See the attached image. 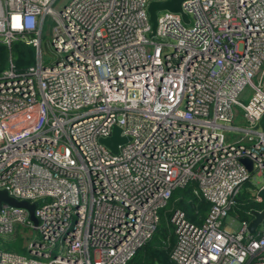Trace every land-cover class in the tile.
I'll list each match as a JSON object with an SVG mask.
<instances>
[{
	"label": "built area",
	"instance_id": "built-area-1",
	"mask_svg": "<svg viewBox=\"0 0 264 264\" xmlns=\"http://www.w3.org/2000/svg\"><path fill=\"white\" fill-rule=\"evenodd\" d=\"M159 1L0 0V43L35 49L23 71L0 73V190L36 203L35 224L0 204V236L29 250L0 248V264H125L190 181L209 209L199 224L170 212V260L264 264V215L250 234L229 213L246 181L264 201V0H182L186 20L155 11L152 30ZM113 127L115 153L99 142Z\"/></svg>",
	"mask_w": 264,
	"mask_h": 264
},
{
	"label": "trees",
	"instance_id": "trees-1",
	"mask_svg": "<svg viewBox=\"0 0 264 264\" xmlns=\"http://www.w3.org/2000/svg\"><path fill=\"white\" fill-rule=\"evenodd\" d=\"M32 37V34H26ZM34 46L26 44L22 40L14 41L9 47L0 43V73L8 67L9 62L17 72L23 71L33 63ZM250 183L246 181L232 198L233 204L229 208L230 214H235L240 221L249 222L252 218V211L261 210L264 201L257 203L253 201L250 191ZM196 185L193 181L182 188H175L164 208L160 209L158 223L150 237L125 264H174L169 258V251L174 242L172 227L168 222L170 212L178 209L184 213L185 218L194 223L202 222L206 215L209 204L194 195ZM262 195V193H261ZM167 245V247H166Z\"/></svg>",
	"mask_w": 264,
	"mask_h": 264
},
{
	"label": "water",
	"instance_id": "water-1",
	"mask_svg": "<svg viewBox=\"0 0 264 264\" xmlns=\"http://www.w3.org/2000/svg\"><path fill=\"white\" fill-rule=\"evenodd\" d=\"M182 0H167V1H159V2H151L148 6V13H149V20L151 22V29H154L155 26V11L159 10H167L170 12H180L179 4ZM181 18L183 20H186V15L182 12ZM125 138L119 136V129L117 127H113L112 133L107 138H101L99 140L100 143H102L107 149H109L110 152L115 153L116 146L118 143L124 142ZM241 163L245 165L246 169L250 171L251 164L248 159L242 158ZM6 203L10 206H16V207H22L27 210L28 212V218L33 222V224L36 223V220L33 216V209L36 205V203H28L27 201H17L14 198L7 195V193L4 190H0V204ZM264 215V210L261 211H252V218L248 222L247 225V231L250 234H253L255 232L256 227L260 224L262 217Z\"/></svg>",
	"mask_w": 264,
	"mask_h": 264
},
{
	"label": "rangeland",
	"instance_id": "rangeland-1",
	"mask_svg": "<svg viewBox=\"0 0 264 264\" xmlns=\"http://www.w3.org/2000/svg\"><path fill=\"white\" fill-rule=\"evenodd\" d=\"M50 26L51 23L43 25L40 35V53L44 64H48L53 59L52 53L50 51L51 49L49 46ZM34 53H35V49H34ZM249 94H250L249 89H246L242 94V96L239 97L238 102L241 105H243L249 98ZM167 224L171 227L169 221L167 222ZM223 225L229 226L231 230H236L239 227V222L237 220H233L230 216H227L223 221ZM27 242H28V238L23 237L21 234L18 233L17 234L15 233V235L9 234V235L0 236V248L10 250L22 257H28L29 250H28ZM154 264H158V263L155 262Z\"/></svg>",
	"mask_w": 264,
	"mask_h": 264
},
{
	"label": "clouds",
	"instance_id": "clouds-1",
	"mask_svg": "<svg viewBox=\"0 0 264 264\" xmlns=\"http://www.w3.org/2000/svg\"><path fill=\"white\" fill-rule=\"evenodd\" d=\"M162 209V208H161ZM261 211V210H260ZM168 220V219H167Z\"/></svg>",
	"mask_w": 264,
	"mask_h": 264
}]
</instances>
